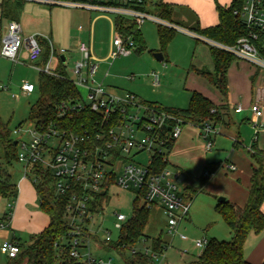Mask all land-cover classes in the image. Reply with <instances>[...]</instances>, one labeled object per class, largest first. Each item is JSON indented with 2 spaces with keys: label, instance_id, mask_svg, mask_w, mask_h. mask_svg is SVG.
Wrapping results in <instances>:
<instances>
[{
  "label": "built area",
  "instance_id": "2783aa9c",
  "mask_svg": "<svg viewBox=\"0 0 264 264\" xmlns=\"http://www.w3.org/2000/svg\"><path fill=\"white\" fill-rule=\"evenodd\" d=\"M36 2L49 6H62L73 9L98 13L99 15H115L125 17L141 25L147 20L158 23L177 32L185 33L195 39L214 47L234 58L250 63L252 66L264 70V0H239V6L233 11L243 23L246 34L242 35L234 44H226L199 34L177 23L165 20L149 10L141 9L143 2L153 0H20ZM112 36L110 47L105 58L100 59L94 52L92 40L79 41L77 49L81 57L74 62L72 79L77 86L87 89V101L73 104H61L58 108V116L71 117L73 114L90 109L101 116L100 126L96 123L94 133L85 131L78 133L73 130H61L57 124L48 127H32L23 129V125L17 127L15 133L30 136L28 141L17 139L18 161L24 165V179L28 173L37 177L30 167L38 166L49 171L55 178L56 194L65 197V217L70 225V233L67 239L61 243H55L61 253L57 254V264H113L111 258L108 261L98 254L99 249L107 248L111 243L112 232L104 228L103 223L97 224L96 219L103 212L93 211L96 196L100 193L108 196L109 188L106 184L110 175L114 173L115 184L124 189L137 188V193L142 191V203L160 211L166 218V232L170 242L176 237L188 240L186 234L181 231V224L188 220L191 208V198L184 194L185 188L179 182L181 173L169 167L156 172L153 164L154 155H162L166 158L167 146L176 141L182 134L186 125L184 119L167 111L150 109L132 92L118 94L105 89L102 81L98 80L99 65L102 61L110 62L121 56H129L135 50V41L125 38L115 27V20L110 19ZM39 34L25 36L20 23L10 20L3 30L1 39L0 56L13 62L21 61L22 53H25L32 67L39 72L58 75L51 67V61L59 54L61 59L67 60V48H57L54 42L47 38L42 45L38 39ZM46 48L49 57L44 66H38ZM59 52V53H58ZM109 75V70L104 73ZM133 77V76H131ZM153 85L160 84L159 75L152 74ZM5 84H0V90H7ZM22 91L30 94L35 86L30 82H24ZM254 113L253 126L256 134L263 128L259 121L262 110L257 104L252 107ZM242 110L239 105L236 109ZM200 136L206 140V148L211 150L216 135L220 134V127L212 121L205 122L198 127ZM252 150V146L248 148ZM147 152L149 160L143 164L136 160L141 152ZM231 170L236 167L227 166ZM211 175L209 169H204L203 177ZM112 186V185H111ZM105 205V204H104ZM14 205L4 214L8 222L12 219ZM115 226L120 229L129 218L125 214L116 212ZM5 226V223H1ZM102 234V235H100ZM209 238L193 239L195 248L202 252L209 243ZM145 242L146 240L143 239ZM170 243L167 241V248ZM118 252L117 248H108ZM16 242H5L1 245V252L13 259L19 253ZM165 250V251H166ZM62 251L64 257H61ZM134 254L140 250L137 245L128 250ZM146 247V255H149ZM181 254H188V250H182ZM156 256V253L153 252ZM165 257L163 256V261Z\"/></svg>",
  "mask_w": 264,
  "mask_h": 264
},
{
  "label": "rangeland",
  "instance_id": "374dc122",
  "mask_svg": "<svg viewBox=\"0 0 264 264\" xmlns=\"http://www.w3.org/2000/svg\"><path fill=\"white\" fill-rule=\"evenodd\" d=\"M9 3L3 11L2 3ZM155 14L154 9H149ZM2 18V29L8 25L10 20L21 24L25 36L39 34L38 39L42 45L47 38H50L57 48H67V60L63 61L59 54L51 61V67L55 72H63L68 78L74 79V62L81 57L77 45L79 41L90 40L91 19L100 17L94 24L95 54L104 58L109 50V42L112 36L110 19L115 20L116 16L99 15L89 11L73 9L62 6H49L36 2L20 0H0V17ZM91 15L92 17H89ZM158 23L147 20L140 25L141 33L145 43L142 50L134 51L129 56H121L110 62L102 61L99 65L98 79L101 81L104 73L109 70L110 75L103 80L104 87L110 92L123 94L126 92L135 93L140 100L147 102H159L163 106L174 108H187L190 102L191 92L197 90L204 93L209 92L214 97L219 92L209 82L194 71V67L204 64L208 67L209 50L208 45L185 33L177 32L165 50L158 35ZM59 53V52H58ZM156 53H162L164 61L158 60ZM24 55V54H23ZM49 57V56H48ZM46 59L43 57L36 63L44 66ZM235 58L232 62V70H236ZM207 70L206 68H200ZM159 75L160 84L153 85L152 74ZM133 76V77H131ZM39 71L32 67L27 57H21V61L13 62L0 56V84L7 85V90H0V118L12 130V138H19L28 141L29 135L15 133L18 125L23 122V129L32 127L29 120L30 109L40 97L38 87ZM34 84V92L27 94L21 87L24 82ZM82 96L87 101V89L79 86ZM220 106V105H218ZM241 121L239 120L238 123ZM229 120L224 118V127H228ZM224 128L216 135L213 147L206 152V163H220L216 165L214 172L204 178L206 184L197 194L188 191V186L199 187L203 167L192 172L193 176L181 172L179 182L185 188L184 194L191 198L189 220L183 221L181 231L187 235L188 240H181L176 237L170 242L166 232V218L156 208L152 211L150 221L146 227V235L149 239L145 242L139 241L137 249L145 252L149 248V255L153 257L155 264H191L200 253L194 247L192 240L199 238L217 239L230 241L232 232L224 218L217 211L219 198L225 197L233 200L238 205H244L246 196L244 185L248 183L252 158L250 150L256 138V130L253 127L243 125L240 130L241 143L234 146L233 128ZM197 132L198 127L186 124L182 136ZM199 132V131H198ZM200 134V133H199ZM201 138V139H199ZM206 144L201 136L195 137ZM200 150H202L200 148ZM205 154V153H202ZM136 160L147 164L148 153L141 152ZM237 164L236 170L229 169L230 163ZM171 169V167H169ZM241 177L240 183L237 178ZM0 178H8L17 185L16 198L0 196V264H12L13 261L1 252V245L5 242L18 240L24 243L30 241L33 229L37 228L36 234L41 232L48 224V216L43 213L40 207L39 197L35 189L34 176L28 173L24 179V165L17 159L7 162L3 156V148L0 145ZM137 188L124 189L115 184L108 190V198L105 202L103 212L96 219L97 224L103 223V227L111 230L112 240L119 238V231L115 226V213L120 212L127 218L133 216L134 201L137 196ZM246 201V200H245ZM14 205L15 216L11 222L4 218L10 206ZM1 223H5L2 226ZM163 233L164 238L170 246L162 254L153 255L152 238ZM102 235V234H100ZM188 250V254H181L182 250ZM98 254L106 261L111 258L113 264H125V259L132 254L129 251L117 253L110 249H99ZM163 256L165 257L163 261Z\"/></svg>",
  "mask_w": 264,
  "mask_h": 264
},
{
  "label": "trees",
  "instance_id": "16d2710c",
  "mask_svg": "<svg viewBox=\"0 0 264 264\" xmlns=\"http://www.w3.org/2000/svg\"><path fill=\"white\" fill-rule=\"evenodd\" d=\"M239 0H233L230 6H222L217 3V11L219 14V23L217 25L201 28L199 23L192 28H188L199 34L213 38L226 44H234L238 38L246 34V29L241 20L233 13L234 9L239 6ZM9 3H2L4 8ZM141 9H154L155 14L159 17L177 23L172 18L173 7L164 0H153L143 2ZM8 14V11L6 12ZM2 18L0 17V47L3 35ZM116 29L125 37L132 38L135 41V50L139 51L145 47L140 25L135 21L125 18H115ZM187 28V27H186ZM176 31L172 28L158 25V35L162 44V50L175 36ZM134 50V51H135ZM211 57L214 63V70L194 69V71L203 76L222 96H226L228 92V70L234 61V57L224 51L210 47ZM49 56V50L46 48L44 58ZM58 75L46 74L39 72L38 87L40 97L35 104L31 106L29 120L37 127H48L57 124L61 130H73L78 133L91 131L94 133L96 123H99L101 116L85 108L71 117L58 116V108L61 104H73L82 101L83 96L79 86L68 78L63 72H56ZM141 102L150 109L158 111H167L182 117L186 124H192L201 127L205 122L212 121L215 124L224 123L223 114L216 107L213 101L197 90L191 92L190 102L187 108H174L163 106L159 102ZM23 122L18 125L22 126ZM100 126V123L97 127ZM12 130L0 118V145L3 148V156L5 161L11 162L18 160V147L14 144L12 138ZM240 142L235 140L234 146ZM175 141L167 146L166 158L162 155L153 156V164L156 172L162 171L169 166L168 155ZM252 158L251 170L249 175L248 196L244 205H238L226 199L217 205V211L224 218L228 227L232 232L230 241H220L210 239L207 247L200 252L194 262L191 264H253L248 261L244 254V245L251 232H261L264 230V213L262 205L264 203V150L256 147L254 139L252 150H250ZM220 163H208L205 169H209L211 173L216 169V165ZM32 173L36 175L35 189L40 201V207L43 213L48 216L49 222L47 226L38 234L31 236L28 243L16 240L19 246L17 257L13 258L12 264L26 261V264H57L58 256L61 253L60 248L55 247V243H61L63 239H67L70 233V225L65 217V197H59L56 194L55 178L49 171L41 167H30ZM209 177V176H208ZM204 178L200 176L199 187L188 186V191L197 194L206 184ZM239 181V178L237 179ZM115 183V175L112 173L106 184L109 188ZM17 185L8 178H0V196H8L16 198ZM142 191L137 193L134 201V213L126 222L123 223L119 231V238L111 241L107 245V249L117 248L119 254L125 253L131 247L137 245L143 239L148 240L146 235V227L149 224L150 216L154 210L142 203ZM106 194H98L96 202L93 205V211H101L107 201ZM152 251L156 254L164 253L167 247V240L163 233L156 238H152ZM66 251H62L61 257H64ZM125 264H155L153 257L138 251L130 258L125 259Z\"/></svg>",
  "mask_w": 264,
  "mask_h": 264
},
{
  "label": "crops",
  "instance_id": "0c3cea01",
  "mask_svg": "<svg viewBox=\"0 0 264 264\" xmlns=\"http://www.w3.org/2000/svg\"><path fill=\"white\" fill-rule=\"evenodd\" d=\"M164 1L173 7V14H172L173 20L181 23L183 26H185V28L186 27L192 28L196 26V24L198 23L201 28H208L217 25L219 23L217 3L221 4L222 6L228 7L233 2V0H164ZM89 17L92 16L89 15ZM99 18L100 17H95L91 19L90 22L91 23L90 40H92L94 50H95L94 23ZM109 47H110V42H109ZM207 48L209 50V59H210L208 62V67L204 64H200L194 67V69L206 68L209 71L214 70V63L210 53V46H207ZM23 56L27 57L25 53H22L21 57ZM107 76L105 75L102 76L103 79L101 81L103 82L104 78ZM202 94H204L206 97L210 98L213 101L216 107L223 114V119L225 118L229 120L230 125L228 127H224V123L217 124V126L220 127V132L224 128L227 129L233 128L234 132L232 133V136L234 138V142L235 140H238L241 143V140L239 139L240 130L244 124L254 128L253 126L254 113L252 112L251 109V107L254 104H257L263 112L262 116L259 118V121H261L264 125V70L263 69L252 66L250 63L246 61L237 59L236 70H232L231 66L228 70L227 95L224 97L220 92L215 97L211 95L209 92L208 93L204 92ZM239 105L242 107V110L238 112L236 109ZM239 120L241 121L240 123H238ZM198 131L197 132L193 131L190 135H186V136L181 135L175 141V144L170 150L168 155V160H169L168 167H171L172 170L178 171L179 173L184 172L185 175L193 176L192 172H196V170L202 167L203 169L206 168V164H208L206 163V157H207L206 152H204V150L207 151L206 144L201 142L202 140L201 141L195 140V137H200L199 134L200 131L199 132ZM214 139H216V137ZM255 140H256V147L264 150V126L256 134ZM200 148L202 150H200ZM230 164L234 165L237 169V164L233 162ZM238 178L239 181L238 180L237 181L238 183H240L241 177L239 176ZM247 180L249 183V176ZM244 187H245L244 189L246 192V196L245 199H243L244 200L243 202H245L248 196V184L244 185ZM230 201L234 202L231 199ZM262 211L264 213V203L262 205ZM14 216L15 214L13 212V216L11 220H13ZM36 231L37 228L33 229V234H36L35 233ZM12 242H16V240H13ZM244 254L246 259L251 263L264 264V230L261 232H251L248 235V238L244 245ZM9 259L11 261H14L11 258ZM17 264H26V261Z\"/></svg>",
  "mask_w": 264,
  "mask_h": 264
},
{
  "label": "water",
  "instance_id": "95a60500",
  "mask_svg": "<svg viewBox=\"0 0 264 264\" xmlns=\"http://www.w3.org/2000/svg\"><path fill=\"white\" fill-rule=\"evenodd\" d=\"M156 57L158 58V60L163 61L164 60V56L162 55V53H156ZM62 60H65V57L62 56ZM14 144H17V140L14 141ZM226 200L225 197H221L219 198V202H224Z\"/></svg>",
  "mask_w": 264,
  "mask_h": 264
}]
</instances>
